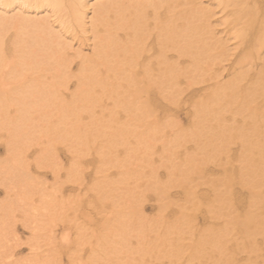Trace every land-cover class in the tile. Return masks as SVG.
<instances>
[{
    "label": "bare ground",
    "instance_id": "6f19581e",
    "mask_svg": "<svg viewBox=\"0 0 264 264\" xmlns=\"http://www.w3.org/2000/svg\"><path fill=\"white\" fill-rule=\"evenodd\" d=\"M184 106L193 129L174 134ZM234 138L246 154L230 175L249 189V211L226 219L233 225L222 231L210 225L195 239L193 261L208 263L209 244L214 264H236L231 248L254 254V236L264 241V0H0V185L16 198L0 203V264H62L53 219H67L73 203L38 190L42 181L29 163L37 156V171L50 168L61 148L75 191L87 176L96 181L89 204L104 224L76 238L68 257L81 264L174 261L191 231L182 218L198 198L188 191L190 170L200 159L199 166L208 164L209 151L221 159ZM93 152L96 159L85 160ZM96 160L86 175L81 168ZM149 189L156 220L143 213ZM179 193L188 203L176 209L170 199ZM221 209L208 207L206 217ZM20 216L32 232L23 262L10 245Z\"/></svg>",
    "mask_w": 264,
    "mask_h": 264
},
{
    "label": "rangeland",
    "instance_id": "374dc122",
    "mask_svg": "<svg viewBox=\"0 0 264 264\" xmlns=\"http://www.w3.org/2000/svg\"><path fill=\"white\" fill-rule=\"evenodd\" d=\"M233 43L232 45L236 44V42L234 41ZM228 80H229L228 72L225 71L223 73L222 81L226 82ZM71 89H72L71 91H73V89H75V86L72 85ZM155 110L158 111V115L160 117L159 119L160 124L164 123L166 119L163 118V115H164L163 111L161 113V111L158 110V107H156ZM183 110L185 113L179 115L178 117L179 118L178 120L183 125H181L180 127L178 126V128H174L172 130V132L174 131L173 132L174 134L179 132L180 129H184L186 131H190L191 129H193V127L191 126L192 117L187 112V106L186 107L184 106ZM150 120H153V118ZM177 129H179V131ZM166 130L167 132H170L171 129L167 128ZM194 146L195 145L193 144L191 145L187 143L188 149H192L194 148ZM226 147L229 152H224L220 156L222 157L221 159L214 161L216 154L211 153L212 151H209L208 149L209 151L208 154H212V156H209L210 158H207V159H210V162H208L205 159V162L208 164L199 166L198 164L202 162V159H200L197 164L198 166L196 165L191 168L190 170L191 179L187 187H188V191L190 192L193 191L194 193H196V195H198V198H196L197 200H194V203L188 204V207H190V209L187 212V216H185V218H182V219H188V221L190 222L191 231L189 232V234L186 235L184 244L181 245V248L179 247V249H181V252H180L181 255H179V257H177L174 261L169 260V259H164V262L162 264H174L175 262L176 264H214L215 259L210 257V255H212L211 253L212 245H209V244L206 245V247H204V248H207V253L210 254L209 258L207 259L208 263H204V262L200 263L199 261L197 262L196 260L193 261L191 259L190 257L191 254L189 253L192 252V250L196 249V248L195 249L192 248V246L194 245V242L198 241L195 239H198L199 237H201L203 232L210 228L209 227L210 225H213V228H217L216 230L220 229L222 231L224 227H228V225H233V224H229V221H226V219L232 218V219L242 220V218L248 213L249 211L248 203L250 201V191L248 188L243 187L239 184L241 179L239 178L237 179L238 175L237 177L235 174L230 175L231 173L236 172V169L238 165L240 164L239 161H241V158H242L240 157L243 154L240 140L234 138L230 143L227 144ZM58 153H60L58 155L59 158L58 159L55 158L56 162L53 161L52 167L49 166L50 168L47 167L46 169L43 168V169H39L38 171H37V168L35 167L36 165L34 161V158H36L37 156L31 157L29 159V163L31 165V175L33 177L35 176L36 180H38L39 182L42 181L39 186L35 184L37 188L39 187L38 190L47 191V193L49 192V194H51L52 196L54 195V197L61 195L60 199L64 202L65 201L69 202L72 200L71 202L73 204L70 207H68V209L71 208L69 217H67V219L66 218L59 219V217L57 219V217H54L55 220L53 219V221L59 222V223H56V227H54L56 230V238H55L54 244H57L61 247V252H60L61 259L63 258L61 260L62 264L64 263L81 264L80 263L81 261L76 263L78 259L73 258V257L69 258L70 257L69 255H72L71 253H73L77 249L76 247L78 244L76 243L78 242L77 239H79L83 233L84 235L91 237L94 232H98L100 230V227L104 225V224H101L99 221V217L97 216L98 210H95L93 206L89 204V199H92L90 198V196H93V193H91L88 189H91L93 185L96 183V181L93 178H90L89 176H87L88 179H87V183L85 184L86 186L84 185L82 187L83 191H81V193L78 191H75L74 189L76 188H73L72 183L68 181V172L72 164L70 158L68 157L69 153H67L65 149L63 148H61L60 152ZM245 154L246 153H244L243 155ZM87 157L88 158H86L85 160H89L90 158L91 160L96 159L97 156L93 152V154L90 155V157L89 156ZM3 158H5V148L2 142H0V159L3 160ZM98 166H99V161L96 160L95 165H92V166L85 165V167L81 169L83 170L85 169L86 171V172L84 171L85 174L89 175V173L93 174V172L97 170ZM228 166L232 170H230ZM225 168L229 170L228 173L227 172L225 173L224 171ZM56 173H59L58 175L59 177L57 178L55 176ZM157 175L159 176L158 178L161 179L160 180L161 183L166 184L165 181L167 177L165 174V170L163 168L159 169V173ZM227 175H230V176L227 177ZM112 178L114 179L117 178V175H115V172ZM149 190L150 192H152V194L148 193ZM149 190L148 191L146 190L147 192L146 191L144 192V195H145L144 197L147 200H145V203L143 205L144 206L143 213H144V216H146L147 218L156 220L157 219L156 218L157 208L155 206L157 205V202L154 197L155 192L152 191L151 189ZM174 191L176 190H172V192ZM7 197L8 196H6L5 194V189L3 188V186H1L0 187V203L3 204L7 199L10 201L16 199L15 197H13L14 199L13 198L9 199V197L8 198ZM170 201L173 204H177L176 209H179L178 208L179 205L183 206L188 203L186 201V198L182 196L181 193L172 196ZM169 206L172 207V204ZM211 206L214 208L222 207L221 210L223 212L221 214L216 215L217 217L215 219H208L206 217V212L208 211V207H211ZM170 207L167 209V211L172 209ZM21 217L22 216H20V219H19L20 222L18 221L19 223L15 224V229H16L15 231L18 237L13 238L15 240H12L10 242V245L15 246L17 244L16 247L13 248V250H15L13 251V254L16 259H19L21 262H23V260H26L29 257L30 248L28 247V244H30V239H31L30 236L32 232L29 230L31 229V225L29 227L27 225L26 227L25 226L26 224L24 223V221L23 220L21 221ZM181 217H183L182 213H180L177 216V218H181ZM170 221L171 223L173 222L172 220ZM51 225L52 224L50 223V226ZM230 229H232L231 234L235 233V235H238L241 237L242 232H240V229L238 231V229L233 230L234 227H230L229 231ZM50 230L52 229H49V232L48 230L46 231L48 232L49 236H50ZM64 238H65V241H64ZM253 239L255 241V244L253 243L252 247L255 248V246H257V250L254 251V254H253V251H250L249 249L247 251L248 253L246 252L242 253L240 251H237V249L235 250V248H231V251L233 250L231 253L232 255L235 256L236 264H264V241L262 240L263 237L262 235H257V236H254ZM88 248H89L88 246L84 247L85 250L86 249L88 250ZM182 248L185 250L184 252ZM202 249L203 247H201L199 251L198 250L194 251V253L197 252L199 254ZM214 253L216 256L215 251ZM84 262L85 261L83 260V263Z\"/></svg>",
    "mask_w": 264,
    "mask_h": 264
}]
</instances>
